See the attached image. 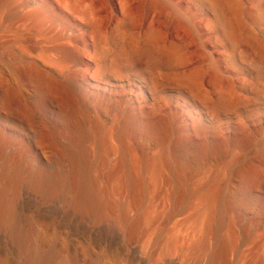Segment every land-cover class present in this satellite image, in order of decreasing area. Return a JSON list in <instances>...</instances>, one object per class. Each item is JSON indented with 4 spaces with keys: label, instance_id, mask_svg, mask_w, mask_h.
<instances>
[{
    "label": "bare ground",
    "instance_id": "1",
    "mask_svg": "<svg viewBox=\"0 0 264 264\" xmlns=\"http://www.w3.org/2000/svg\"><path fill=\"white\" fill-rule=\"evenodd\" d=\"M12 3L0 0V8ZM12 17L10 10L4 21ZM91 27L98 41L101 28ZM56 52L61 68L0 53V264H264V137L253 160L246 125L210 142L200 119L182 115L190 123L183 132L194 136L181 134L168 150L171 120L148 119L145 96L132 99L135 114L111 102L128 69L107 77L83 63L76 45ZM233 104L220 109L242 123ZM146 175L157 188L160 179L172 185L166 220L198 200L190 245L159 241Z\"/></svg>",
    "mask_w": 264,
    "mask_h": 264
},
{
    "label": "rangeland",
    "instance_id": "2",
    "mask_svg": "<svg viewBox=\"0 0 264 264\" xmlns=\"http://www.w3.org/2000/svg\"><path fill=\"white\" fill-rule=\"evenodd\" d=\"M10 1L12 8H0L1 54L31 57L47 68H61L54 62L56 49L76 45L83 63L95 70L103 68L101 72L107 77L112 76L108 71L128 69L127 78L121 77L117 84L126 90L114 87L118 93L111 102L135 114L132 99L135 94L145 96L146 103H142L148 119L161 115L171 120L168 150L181 134L194 136L193 128L183 132L190 123L180 117L188 115L205 124L210 142L218 137L232 139L235 129L246 125L247 132L253 135L250 158L259 156V142L264 137L260 129L264 126V0ZM211 5L222 13V18L216 17ZM10 10L13 17L6 22L4 18ZM92 21L102 31L98 41ZM119 44L120 52L115 54ZM102 51L107 53L106 59H102ZM150 74L155 85L149 82ZM237 100L242 123L234 113L220 109ZM110 143L117 146L113 138ZM156 153L153 150L151 155ZM117 157L118 154L112 160ZM232 165L228 158L219 169L223 177ZM167 176L166 173L164 177ZM145 181L151 187L145 207L160 216L159 241L193 243L198 237L193 220L198 200L189 199L176 218L166 220L173 207L168 196L172 185L160 179L162 187L157 188L149 175ZM187 259L185 252L182 261Z\"/></svg>",
    "mask_w": 264,
    "mask_h": 264
}]
</instances>
